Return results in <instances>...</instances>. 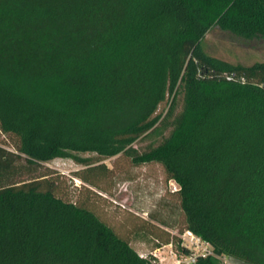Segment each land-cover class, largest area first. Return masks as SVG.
I'll return each mask as SVG.
<instances>
[{
  "label": "trees",
  "instance_id": "16d2710c",
  "mask_svg": "<svg viewBox=\"0 0 264 264\" xmlns=\"http://www.w3.org/2000/svg\"><path fill=\"white\" fill-rule=\"evenodd\" d=\"M214 27L264 40V0H0V264H150L43 169L71 158L102 189L82 152L164 166L213 252L187 264H264V60L208 53Z\"/></svg>",
  "mask_w": 264,
  "mask_h": 264
},
{
  "label": "rangeland",
  "instance_id": "374dc122",
  "mask_svg": "<svg viewBox=\"0 0 264 264\" xmlns=\"http://www.w3.org/2000/svg\"><path fill=\"white\" fill-rule=\"evenodd\" d=\"M203 46L208 53L233 63L252 64L264 60V40L244 39L218 27L212 28L206 34ZM169 104L170 100L163 102L158 113L165 114ZM181 105L182 101L179 109ZM162 138L163 136L156 134L144 136L135 146L144 151ZM17 142L15 136L0 129L1 145L17 151ZM79 155L90 157L93 165L108 167L99 174L98 180L102 189L84 182L77 173L87 166L71 158L57 157L46 162L43 167L51 169L54 175L61 174L63 192L68 199L80 201L94 210L120 234L129 238L132 246L142 255L150 256L157 252L162 257L163 264H174L171 246L158 240L151 231L162 235L163 238H167L168 233L177 235L172 245L173 249L178 256L185 255L183 247H186L184 243L187 240L184 237L187 230L177 192L179 184L169 177L162 164L158 162L135 164L125 154L104 157L95 152H82ZM152 215L175 223L176 226H164L153 220ZM154 223L157 226H152ZM190 247L198 251L192 244ZM204 247H208V244ZM221 258L225 264H245L230 256Z\"/></svg>",
  "mask_w": 264,
  "mask_h": 264
},
{
  "label": "built area",
  "instance_id": "2783aa9c",
  "mask_svg": "<svg viewBox=\"0 0 264 264\" xmlns=\"http://www.w3.org/2000/svg\"><path fill=\"white\" fill-rule=\"evenodd\" d=\"M187 242L184 243L185 246L190 249L191 253L186 254L184 256H178L176 251L173 249V243H169L171 246L170 252L174 255V264H187L195 262L197 259V256L199 255H208L213 253L210 244L203 240L200 236L196 235L191 230H187L184 237ZM190 244L195 246V249H198V251H194V249H191ZM205 244H208V247H204ZM145 257H149L150 264H163V259L160 256L159 253L153 252L152 255L147 256L143 255Z\"/></svg>",
  "mask_w": 264,
  "mask_h": 264
}]
</instances>
